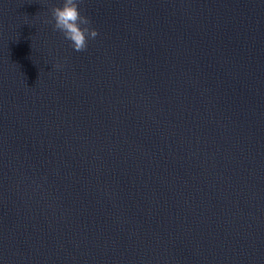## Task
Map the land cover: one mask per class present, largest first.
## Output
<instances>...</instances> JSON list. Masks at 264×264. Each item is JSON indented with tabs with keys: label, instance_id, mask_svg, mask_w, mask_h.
I'll return each mask as SVG.
<instances>
[{
	"label": "water",
	"instance_id": "1",
	"mask_svg": "<svg viewBox=\"0 0 264 264\" xmlns=\"http://www.w3.org/2000/svg\"><path fill=\"white\" fill-rule=\"evenodd\" d=\"M0 0V264H264V0Z\"/></svg>",
	"mask_w": 264,
	"mask_h": 264
},
{
	"label": "clouds",
	"instance_id": "2",
	"mask_svg": "<svg viewBox=\"0 0 264 264\" xmlns=\"http://www.w3.org/2000/svg\"><path fill=\"white\" fill-rule=\"evenodd\" d=\"M81 0H62L59 6L51 8V18L45 23L51 24L53 31H58L69 42L75 52H83L88 48L90 40L98 36L92 27V21L80 11Z\"/></svg>",
	"mask_w": 264,
	"mask_h": 264
}]
</instances>
